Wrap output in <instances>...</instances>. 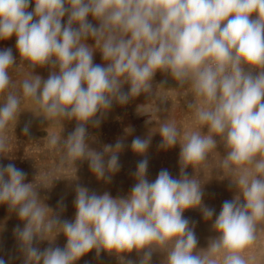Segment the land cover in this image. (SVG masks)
Returning a JSON list of instances; mask_svg holds the SVG:
<instances>
[{"label":"clouds","instance_id":"9594fccd","mask_svg":"<svg viewBox=\"0 0 264 264\" xmlns=\"http://www.w3.org/2000/svg\"><path fill=\"white\" fill-rule=\"evenodd\" d=\"M13 36L31 77L20 92L12 90L9 69L17 61L11 48L0 50V153L7 151L6 130L17 123L22 101L31 100L47 122L76 121L66 139L48 137L49 148L63 150L61 163L75 167L87 160L97 179L110 182L124 143L91 149L88 126L99 127L113 102L125 105L150 94L157 72L177 87L190 86L202 102L195 112L200 130L182 141L175 121L159 126L161 149L180 145L179 178L162 169L150 182L151 137H135L131 149L145 158L129 194L113 198L77 186L74 221L55 215L38 186L24 182L21 169L0 165V205L23 222L14 232L25 264H75L92 250L114 254L121 264H135L126 259L133 251L139 264H151L154 252L165 254L163 264H248L244 252L264 222V0H0V40ZM96 51L103 65L94 64ZM37 67L50 69L47 79L33 74ZM218 144L236 195L223 202L212 223L216 235L200 249L183 214L200 209L207 221L215 209L203 204L200 180L185 169L205 162ZM59 233L67 240L63 249L34 246V240L52 242ZM0 264L6 261L0 258Z\"/></svg>","mask_w":264,"mask_h":264},{"label":"rangeland","instance_id":"374dc122","mask_svg":"<svg viewBox=\"0 0 264 264\" xmlns=\"http://www.w3.org/2000/svg\"><path fill=\"white\" fill-rule=\"evenodd\" d=\"M34 3L30 4L28 11H32ZM89 22L97 25L91 16ZM67 17L62 20L66 23ZM94 45V40L86 41ZM11 48L17 65L9 69L12 82V90L20 92V86L24 79L31 77L26 63H20L19 53L16 50L15 36L0 40V50ZM94 64L103 65L105 62L99 51L94 52ZM50 69L37 67L35 75L47 79ZM163 82V86L161 83ZM153 89L148 95L141 94L132 98L125 105L113 102L111 109L102 117L99 127L88 126V143L91 149L102 152L105 145H115L117 140L124 143L123 150L119 153L120 169L112 174L111 181L99 180L90 171L87 160L77 161L75 167L61 163L62 149H51L48 146L49 136H60L64 139L76 127L75 120H52L47 122L38 110V106L31 100H23L21 103L17 123L12 122L6 130L7 151L0 153V165L14 164L18 169L26 173L25 183H35L42 201L52 209L61 220L74 221L75 218V189L77 186L86 187L90 192L102 195L108 192L113 198L126 197L136 183L134 173L138 161L145 156L138 155L131 149V142L135 137L146 139L151 137L150 145L146 152L148 159L147 179L153 182L162 169L169 171L172 177L180 176V145L170 149H161L159 145L162 138L158 133L159 126L165 120L175 121L181 131V141L184 134L200 130L196 121L195 112L202 102L195 98L190 86L177 87L176 82L165 73L157 72L153 79ZM129 86L124 85L123 91L127 92ZM4 96L0 94V103ZM189 102L194 103L192 109L187 108ZM27 126L29 133L23 129ZM207 132V129H203ZM225 149L218 144L217 149L208 154L205 162L193 169L189 166L185 171L191 176H196L204 192L203 204L215 209L211 220L203 218L200 209H189L184 212V217L194 225V231L198 239L197 247L206 249L210 238L216 233L212 228L216 216L219 214L222 204L226 200H232L236 195V188L226 178L221 161ZM107 159V156L105 157ZM76 168V169H75ZM23 222L15 212H10L7 205H0V258L6 264H25V257L20 250L19 242L14 229ZM191 226V225H190ZM54 235V234H53ZM51 238V237H50ZM67 243L63 233H59L54 241L34 240V246L41 251L48 247L64 248ZM163 253L154 252L151 264H163ZM248 264H264V222L260 224L257 240L244 252ZM127 260L139 264L141 256L135 251L126 254ZM75 264H121L114 254L101 252L96 255L95 250L82 256Z\"/></svg>","mask_w":264,"mask_h":264}]
</instances>
